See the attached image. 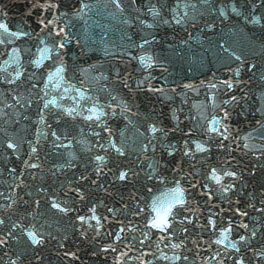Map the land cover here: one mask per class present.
<instances>
[{"label": "water", "instance_id": "obj_1", "mask_svg": "<svg viewBox=\"0 0 264 264\" xmlns=\"http://www.w3.org/2000/svg\"><path fill=\"white\" fill-rule=\"evenodd\" d=\"M48 0H0V15L14 12Z\"/></svg>", "mask_w": 264, "mask_h": 264}, {"label": "snow or ice", "instance_id": "obj_2", "mask_svg": "<svg viewBox=\"0 0 264 264\" xmlns=\"http://www.w3.org/2000/svg\"><path fill=\"white\" fill-rule=\"evenodd\" d=\"M0 27H3V26H0ZM153 131H155V129H153ZM121 179H123V175L121 176ZM176 203H182V200H180L179 198H177L176 199ZM163 224H164L163 221H160L159 219H157V221L153 223V227H162Z\"/></svg>", "mask_w": 264, "mask_h": 264}]
</instances>
